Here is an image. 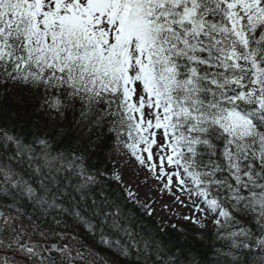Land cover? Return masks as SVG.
<instances>
[{
	"label": "snow or ice",
	"instance_id": "obj_1",
	"mask_svg": "<svg viewBox=\"0 0 264 264\" xmlns=\"http://www.w3.org/2000/svg\"><path fill=\"white\" fill-rule=\"evenodd\" d=\"M0 264H264V0H0Z\"/></svg>",
	"mask_w": 264,
	"mask_h": 264
},
{
	"label": "rangeland",
	"instance_id": "obj_2",
	"mask_svg": "<svg viewBox=\"0 0 264 264\" xmlns=\"http://www.w3.org/2000/svg\"><path fill=\"white\" fill-rule=\"evenodd\" d=\"M125 179L132 180L133 191L139 193L141 200H146L152 205L155 210L153 217L158 223L164 221L168 224H178V226L185 223L179 219V216L181 214L189 215V210L183 208L179 204H173L168 197L161 199L156 191V186L152 181H149L148 184H143L140 182L143 179V175H141L140 179H134L130 170L125 172ZM165 204L169 207L164 208L163 205Z\"/></svg>",
	"mask_w": 264,
	"mask_h": 264
},
{
	"label": "trees",
	"instance_id": "obj_3",
	"mask_svg": "<svg viewBox=\"0 0 264 264\" xmlns=\"http://www.w3.org/2000/svg\"><path fill=\"white\" fill-rule=\"evenodd\" d=\"M136 208H137V211L138 212H140L141 214H143L142 213V211H141V209L140 208H138L137 206H136ZM144 219H145V221H147L149 224H152V225H156L157 224V222L155 221V219L153 218V216L151 217V218H149V217H147V216H144ZM181 227H185V226H187L185 223H183V224H181L180 225ZM167 231L170 233V234H172V235H178V233L177 232H173V230L169 227L168 229H167Z\"/></svg>",
	"mask_w": 264,
	"mask_h": 264
}]
</instances>
